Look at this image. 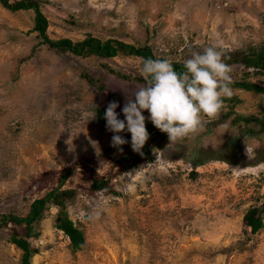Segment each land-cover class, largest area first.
Returning a JSON list of instances; mask_svg holds the SVG:
<instances>
[{
	"label": "rangeland",
	"instance_id": "obj_1",
	"mask_svg": "<svg viewBox=\"0 0 264 264\" xmlns=\"http://www.w3.org/2000/svg\"><path fill=\"white\" fill-rule=\"evenodd\" d=\"M35 1L52 40L90 34L182 63L209 46H218L223 60L264 47V0ZM33 23L32 10L10 12L0 4V216L26 215L73 167L61 190L75 192L65 209L83 245L71 249L54 227L58 209L48 203L28 238L31 264H264V212L255 233L243 220L264 201V132L257 121H264V94L231 87L225 108L214 119L203 117L196 134L170 142L152 130L145 143L150 161L118 162L132 150L131 133H118L128 141L120 152L97 108L116 101L125 120L126 101L146 83L142 59L52 50ZM224 62L232 82L264 88V73ZM142 114L150 124L149 112ZM96 177L108 179V188L91 191ZM13 227L0 230V264H19L21 251L9 242Z\"/></svg>",
	"mask_w": 264,
	"mask_h": 264
},
{
	"label": "clouds",
	"instance_id": "obj_2",
	"mask_svg": "<svg viewBox=\"0 0 264 264\" xmlns=\"http://www.w3.org/2000/svg\"><path fill=\"white\" fill-rule=\"evenodd\" d=\"M142 63L146 83L134 99L126 101L122 109L125 120L118 118L116 101L109 102L104 114L107 129L116 133L112 146L120 152V146L128 141L118 133L126 128L131 133L134 152H141L149 139L144 110L149 112L153 125L167 133L170 142H177L201 130L203 117L216 118L225 108V98L234 94L230 87L231 69L218 46L194 52L184 61L183 72H177L168 59L149 58Z\"/></svg>",
	"mask_w": 264,
	"mask_h": 264
},
{
	"label": "trees",
	"instance_id": "obj_3",
	"mask_svg": "<svg viewBox=\"0 0 264 264\" xmlns=\"http://www.w3.org/2000/svg\"><path fill=\"white\" fill-rule=\"evenodd\" d=\"M0 4L10 12H16L19 10H32L34 12L33 31L37 33L40 43L47 45L52 50L69 53L82 58L94 56L100 59H107L115 56H133L142 59V67L143 60L149 58L154 59L150 48L147 46L136 47L113 39L102 41L91 36L90 34L86 35L84 39L76 42L66 38L52 40L46 34L47 20L39 10V4L35 0H18L12 3H10L9 0H0ZM224 57V60L228 64H240L243 67L252 68V72L264 73V47L253 49L250 48L247 52H239L238 54L227 53ZM172 64L177 72L185 71L184 63L172 62ZM230 87L241 88L246 91H254L264 94L263 87L242 80L238 82H232ZM105 109L106 108L104 106L97 108V112L100 114L101 120L104 116ZM251 119L256 121V119L253 118L240 117L235 118L234 121L248 122ZM257 121L262 123L260 132H264V121ZM146 128L148 133L157 129L152 122L146 125ZM156 133L160 134L158 131ZM127 159L131 161V165L133 166L144 160L150 161L151 157L149 155V151L144 145V147L141 149V152H134L132 149L127 156H122L119 158L118 162L125 161ZM71 168H67L62 172L61 176H59L56 186L53 189L45 193L42 197L31 202L26 215L19 216L13 213H8L6 215L4 214L0 216V230L3 227H7L9 224H13L14 226L12 229H10L9 242L21 251L19 264H31V258L35 251L31 247L28 238L32 233L36 223L39 222L43 217L44 210L47 208L48 203H52L57 207L58 211L55 217L54 227L68 238L71 249L73 251L78 250L83 245V234L78 228L74 226L65 209L66 200L68 198L70 199L75 192L71 189L61 190L62 185L65 183V180L71 172ZM107 186L108 179L96 177L92 179L90 190L99 191L104 188L107 189ZM262 212H264V201L261 207L251 208L243 216L245 225L252 233L258 231L263 225L262 218L260 216Z\"/></svg>",
	"mask_w": 264,
	"mask_h": 264
}]
</instances>
